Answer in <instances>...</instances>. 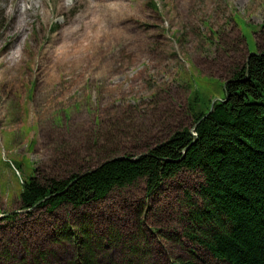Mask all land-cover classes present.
Here are the masks:
<instances>
[{
	"label": "rangeland",
	"instance_id": "rangeland-1",
	"mask_svg": "<svg viewBox=\"0 0 264 264\" xmlns=\"http://www.w3.org/2000/svg\"><path fill=\"white\" fill-rule=\"evenodd\" d=\"M27 1L0 0L1 214L20 212L26 173L69 178L193 131L192 93L204 109L223 100L264 48V0ZM201 181L183 172L149 199L141 185L76 211L2 215L0 264H74L59 238L70 227L89 234V264H226L184 237Z\"/></svg>",
	"mask_w": 264,
	"mask_h": 264
},
{
	"label": "trees",
	"instance_id": "trees-1",
	"mask_svg": "<svg viewBox=\"0 0 264 264\" xmlns=\"http://www.w3.org/2000/svg\"><path fill=\"white\" fill-rule=\"evenodd\" d=\"M240 41L245 43L243 37ZM226 84L223 102L213 110V101L204 109L198 92L192 93L188 105L197 139L184 129L145 153L109 159L61 180L41 181L36 170L26 173L19 182L20 212H0L5 216L1 224H14L22 214L32 218L41 211H76L141 185L149 199L166 182L193 172L202 181L184 204V237L219 262L264 264V48L258 55L248 52ZM70 230L59 238L79 251L74 264H89L80 252L89 234Z\"/></svg>",
	"mask_w": 264,
	"mask_h": 264
},
{
	"label": "water",
	"instance_id": "water-1",
	"mask_svg": "<svg viewBox=\"0 0 264 264\" xmlns=\"http://www.w3.org/2000/svg\"><path fill=\"white\" fill-rule=\"evenodd\" d=\"M256 55H258V54H256ZM227 87V84H226V86H225V88ZM218 102H223L222 100H220V101H218ZM215 103H217V102H214L213 103V106H212V110H213V108H214V105H215ZM195 130H196V127L193 129V131H192V134L196 137V139H197V135L194 133L195 132ZM139 158H137L136 160H138ZM41 204V203H40ZM5 216H3V218H4Z\"/></svg>",
	"mask_w": 264,
	"mask_h": 264
},
{
	"label": "bare ground",
	"instance_id": "bare-ground-1",
	"mask_svg": "<svg viewBox=\"0 0 264 264\" xmlns=\"http://www.w3.org/2000/svg\"><path fill=\"white\" fill-rule=\"evenodd\" d=\"M25 1H26V2H28L27 0H25ZM30 4H31V3H30ZM64 7L66 8V7H67V5L65 4V5H64ZM16 13H17V12H16ZM19 13H20V11H19ZM28 14H29V13H28ZM21 15H22V14H21ZM8 71H9V70H7L5 74H7V73H8Z\"/></svg>",
	"mask_w": 264,
	"mask_h": 264
}]
</instances>
